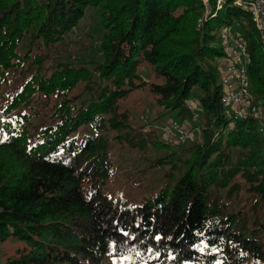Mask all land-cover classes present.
<instances>
[{"label":"trees","instance_id":"1","mask_svg":"<svg viewBox=\"0 0 264 264\" xmlns=\"http://www.w3.org/2000/svg\"><path fill=\"white\" fill-rule=\"evenodd\" d=\"M91 8L103 60L48 67L45 50ZM225 29L247 43L253 102L264 106V39L234 0H0V90L8 71L35 69L0 107V242L26 243L5 264H264V133L225 112ZM143 63L159 81L143 78ZM143 86L182 121L198 99L202 137L172 144L133 126L121 101ZM36 96L53 102L54 123L33 124ZM87 125L94 133L79 136ZM111 131L165 169L157 192L136 202L108 192ZM150 146L163 153L149 159ZM243 190L250 207L237 205Z\"/></svg>","mask_w":264,"mask_h":264},{"label":"rangeland","instance_id":"2","mask_svg":"<svg viewBox=\"0 0 264 264\" xmlns=\"http://www.w3.org/2000/svg\"><path fill=\"white\" fill-rule=\"evenodd\" d=\"M234 31L237 32V30ZM102 32L98 12L93 8L89 9L80 25L67 36L65 43L50 50H45V53L48 54L46 65L52 67L61 60H67L74 64L83 62L93 68L98 61L103 60L99 43ZM21 49L24 50L25 45ZM140 69L146 81L160 80L156 77L150 65L143 63ZM34 70L32 65L26 63L24 65V74L17 70L8 71V83L0 90V94H2L0 99L1 108L5 105L6 97L12 95L33 74ZM36 98L35 108L39 113L38 115H35L34 112L32 113L33 124L36 125L40 122L54 123L49 117L52 112L53 102L47 103L43 96H36ZM191 101H193L194 106H197L193 109L196 114H194V118L185 121L175 118V112L163 114L162 108L157 105L149 86L134 90L121 101V107L129 110L130 123L133 126H142L148 131L155 130V135L162 140H165L163 134L166 123L171 119L179 120L187 128L188 136H186V140L193 142L192 140H199L202 137L203 119L200 115L201 109L198 108L199 100L192 99ZM91 133H94V130L92 126L87 125L82 127L77 134L82 136ZM109 136L116 167L109 182L108 192L113 195L120 194L133 202L147 196L148 193L157 192L166 182L165 169L150 167L144 157V153L116 140L115 132L111 131ZM184 151H182L183 155H185ZM161 153H163V150L150 146L147 157L152 159ZM223 193H226L225 190ZM242 195L244 200L237 202L238 207H242L244 204L250 207V203L253 201L251 195L245 190H243ZM24 244L26 243L23 240L17 238L0 242V264H5L8 258L17 255L18 249L23 248ZM106 263L118 264L116 263V258L111 255L107 257Z\"/></svg>","mask_w":264,"mask_h":264},{"label":"built area","instance_id":"3","mask_svg":"<svg viewBox=\"0 0 264 264\" xmlns=\"http://www.w3.org/2000/svg\"><path fill=\"white\" fill-rule=\"evenodd\" d=\"M221 1L219 0V3ZM234 2L251 12L264 39V0H234ZM222 44L225 56L219 62L221 101L225 106V112L234 119H255L257 129L264 133V106L259 102H253L248 74L252 58L247 43L239 37L238 31L225 29ZM164 135L168 142L176 144L186 139L187 128L179 120L171 119L164 126Z\"/></svg>","mask_w":264,"mask_h":264}]
</instances>
